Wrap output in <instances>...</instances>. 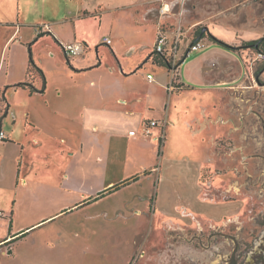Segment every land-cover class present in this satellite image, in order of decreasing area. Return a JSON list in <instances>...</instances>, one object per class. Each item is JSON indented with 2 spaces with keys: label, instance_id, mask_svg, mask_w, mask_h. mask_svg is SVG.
<instances>
[{
  "label": "rangeland",
  "instance_id": "1",
  "mask_svg": "<svg viewBox=\"0 0 264 264\" xmlns=\"http://www.w3.org/2000/svg\"><path fill=\"white\" fill-rule=\"evenodd\" d=\"M167 3L182 21L188 44L178 57L166 53L172 65L183 61L189 42L215 43L213 35L242 57L241 81L203 90L186 86L171 71L181 102L174 109L175 127L164 118L162 134L154 138L157 165L85 166V182L104 191L113 185L120 189L106 191L94 203L84 205L88 196L65 194L67 182L62 188L36 185L35 173L44 180L42 172L49 167L18 166L15 146L5 145L0 264H264V58L259 56L264 50L245 46L264 37V0ZM167 20L165 26L175 29L177 16ZM206 26L209 30L198 38ZM28 48L30 60L35 51L40 56L46 51L44 42L34 52ZM145 70L160 77L158 69ZM139 80L147 87V72ZM6 109L2 100L0 120ZM18 171L28 176L29 185L22 187L21 178H14ZM6 238L15 241L8 244Z\"/></svg>",
  "mask_w": 264,
  "mask_h": 264
},
{
  "label": "crops",
  "instance_id": "2",
  "mask_svg": "<svg viewBox=\"0 0 264 264\" xmlns=\"http://www.w3.org/2000/svg\"><path fill=\"white\" fill-rule=\"evenodd\" d=\"M168 1L0 0V104L5 95L10 106L2 116L0 129L7 139L0 141V155L5 145H14L18 166L49 167L42 172L46 180L35 173L32 182L58 188L67 182L71 187L64 186V193L78 199L88 196L84 205L104 191L85 182V166H156L159 142L154 138L162 134V120L172 121L181 102L171 86L173 70L155 61L157 37L164 34V53L174 57L188 45L182 39V21ZM176 16L175 29L166 27L167 18ZM221 18L225 26V12ZM179 26L183 34L177 39ZM105 37L112 43L104 42ZM75 41L84 42L87 50L68 57L63 47ZM41 42L46 51L41 56L35 51L33 60L46 76L43 93L31 92V86L39 90L43 81L36 73L30 75L25 52L28 47L34 52ZM148 67L158 69L160 77L146 71ZM177 67L180 82L204 90L238 83L245 65L238 53L210 42L203 49L188 50ZM145 72L147 87L139 80ZM21 82L27 85H17ZM151 120L158 124L148 137L143 127ZM93 168L88 170L94 175ZM15 175L22 187L31 182L21 171ZM85 186L90 187L87 193L79 191Z\"/></svg>",
  "mask_w": 264,
  "mask_h": 264
},
{
  "label": "trees",
  "instance_id": "3",
  "mask_svg": "<svg viewBox=\"0 0 264 264\" xmlns=\"http://www.w3.org/2000/svg\"><path fill=\"white\" fill-rule=\"evenodd\" d=\"M206 32V31H205ZM205 32H202V29L200 30L199 32V35H198V38L199 36H201V38H203L205 36ZM212 38L211 39H216V44L224 47L225 49L229 50V51H233V52H236V49L234 46L216 38L215 36L211 35ZM196 40H194V42H196ZM245 46L247 47H250V48H254V49H259V50H264V37L260 38V39H254V40H250V41H247L245 42ZM30 51H31V48H30ZM156 59L155 61L158 62L160 65H163L165 66L166 68H168L169 70H172L173 68V65H172V62H171V59L169 58V56L166 55V53H162V52H159L157 53L156 55ZM182 62V61H181ZM30 68H29V73L30 75L36 73L37 75H39L41 78H42V86L39 90H37L35 87L31 86L30 89H31V92L32 91H40V92H44L45 89H46V76H45V73L44 71L34 62V60L32 59V55H31V60H30ZM19 86H24V85H27V83H19L17 84ZM30 85V84H29ZM3 97V101L7 104V109L6 111L9 109V104L7 102V99L5 97V95L2 96ZM7 112H4V114H6ZM2 122V117H1V120H0V123ZM138 177H135L134 179L136 180ZM113 189V190H112ZM119 189V186L117 185H114L113 187L109 188V189H106L105 191H102L100 193L99 196H97L94 200H97V199H100L101 197H104L106 195V191L108 192H112V191H116ZM26 234H23L21 236H25ZM15 240L14 239H11L9 241H6V243L10 244V243H13ZM12 252V248L11 249H8L7 250V253H11Z\"/></svg>",
  "mask_w": 264,
  "mask_h": 264
},
{
  "label": "built area",
  "instance_id": "4",
  "mask_svg": "<svg viewBox=\"0 0 264 264\" xmlns=\"http://www.w3.org/2000/svg\"><path fill=\"white\" fill-rule=\"evenodd\" d=\"M182 34H183V31L181 30V26H179L177 30V39H179ZM103 41L106 42L107 44L112 43V39L109 37H105ZM205 46H207V43L204 41V39H201V40L194 42L190 46L189 51L200 50V49H203ZM63 50L68 57H76V56H79L85 53L87 50V46L84 42L75 41L72 43L65 44L63 47ZM155 50L158 53L159 52L164 53L166 51V37L164 36L163 33H160L157 37ZM259 56L264 58L263 53H260ZM175 68H178V67L173 66L172 68L173 72L176 70ZM148 78L151 80L153 78V75L149 74ZM157 124L158 123L156 120H151L149 123L145 124L143 127L144 134H146L147 136L152 135V127ZM6 138H7L6 132L3 129H0V141L5 140ZM3 216H5V213L0 211V217H3Z\"/></svg>",
  "mask_w": 264,
  "mask_h": 264
},
{
  "label": "water",
  "instance_id": "5",
  "mask_svg": "<svg viewBox=\"0 0 264 264\" xmlns=\"http://www.w3.org/2000/svg\"><path fill=\"white\" fill-rule=\"evenodd\" d=\"M207 30H209V28L206 26V27H204V28H202V32H205V31H207Z\"/></svg>",
  "mask_w": 264,
  "mask_h": 264
}]
</instances>
